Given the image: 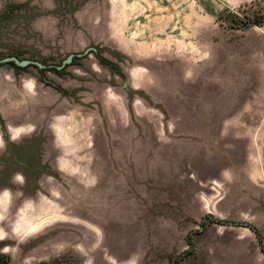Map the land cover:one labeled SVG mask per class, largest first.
<instances>
[{
  "label": "rangeland",
  "instance_id": "1",
  "mask_svg": "<svg viewBox=\"0 0 264 264\" xmlns=\"http://www.w3.org/2000/svg\"><path fill=\"white\" fill-rule=\"evenodd\" d=\"M10 55L0 264H264V0H0Z\"/></svg>",
  "mask_w": 264,
  "mask_h": 264
},
{
  "label": "flooded vegetation",
  "instance_id": "2",
  "mask_svg": "<svg viewBox=\"0 0 264 264\" xmlns=\"http://www.w3.org/2000/svg\"><path fill=\"white\" fill-rule=\"evenodd\" d=\"M75 56L73 60L76 58ZM46 69V68H45ZM117 72L116 70H114ZM25 148H21V145L18 144V146L15 145V143H10L8 145V153H9V162L10 165L18 170H20L23 174H25L27 177L30 176V174L35 173V171L39 169H33L30 167V161L27 156V152H25Z\"/></svg>",
  "mask_w": 264,
  "mask_h": 264
},
{
  "label": "water",
  "instance_id": "3",
  "mask_svg": "<svg viewBox=\"0 0 264 264\" xmlns=\"http://www.w3.org/2000/svg\"><path fill=\"white\" fill-rule=\"evenodd\" d=\"M95 48L94 47H88L84 53H70L64 60L62 65H56V67L58 69L62 68L63 66H65L66 64H70L73 60V58L75 56L80 57L83 56L84 54L90 52V51H94ZM14 62L16 65L24 67V66H28V65H35L39 68H47L50 65H47L45 63H43L42 61L36 60V59H28V58H21L17 55H10V56H6L3 58H0V63H11ZM229 222V221H226ZM41 264H49L47 262L41 263Z\"/></svg>",
  "mask_w": 264,
  "mask_h": 264
},
{
  "label": "trees",
  "instance_id": "4",
  "mask_svg": "<svg viewBox=\"0 0 264 264\" xmlns=\"http://www.w3.org/2000/svg\"><path fill=\"white\" fill-rule=\"evenodd\" d=\"M256 20V19H255ZM260 21V20H259ZM258 21V22H259ZM98 57H99V59H100V61L102 62V63H104V64H106V65H108L109 67H111V68H113V70H117V65L114 63V62H112V61H110V60H105V59H103V57H101V55H100V50L98 49V48H96L94 51H93ZM11 63H13L16 67H19L18 65H16L14 62H11ZM39 68V67H38ZM45 68H39V70L40 71H43ZM57 89H59L58 87H56ZM219 222H221V221H219ZM224 222V221H223ZM225 223H227L226 221H225ZM248 225V224H247ZM202 226H204V222L202 223ZM248 226H250L251 227V229L253 230V231H255L257 234H258V236L259 237H261V234H260V232L258 231V229L254 226V225H248ZM189 240H190V244L191 245H193V241H192V238L190 237L189 238ZM0 259H2V255L0 254Z\"/></svg>",
  "mask_w": 264,
  "mask_h": 264
}]
</instances>
